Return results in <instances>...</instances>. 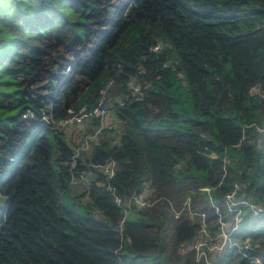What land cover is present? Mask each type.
Listing matches in <instances>:
<instances>
[{
    "label": "trees",
    "instance_id": "16d2710c",
    "mask_svg": "<svg viewBox=\"0 0 264 264\" xmlns=\"http://www.w3.org/2000/svg\"><path fill=\"white\" fill-rule=\"evenodd\" d=\"M129 79L142 95L111 108L114 145L102 130L75 157L39 121L90 109L109 81L124 98ZM263 129L264 0H0V264H195L201 219L234 227L264 264ZM109 160L108 183L94 172L84 201L68 194ZM235 183L256 214L229 211ZM140 193L153 204L125 215L115 203ZM222 253L213 264H255Z\"/></svg>",
    "mask_w": 264,
    "mask_h": 264
},
{
    "label": "built area",
    "instance_id": "2783aa9c",
    "mask_svg": "<svg viewBox=\"0 0 264 264\" xmlns=\"http://www.w3.org/2000/svg\"><path fill=\"white\" fill-rule=\"evenodd\" d=\"M121 3L126 2L127 0H118ZM160 44H157L151 47L150 51H158ZM69 66L64 69V74L69 71ZM112 82L109 81L104 88L99 91V98L95 104L87 109L82 107L78 110L77 113H71V115L63 120L53 122L44 112H42L40 117L41 124L49 127L50 129L61 130L67 127H75L78 130H82L83 134L85 133V124L90 119H98V127L92 131L93 135L99 136L102 130H106L112 133L110 139L111 144H116L119 140V135H116L118 132V126L115 121L105 122V118L108 113L111 111L113 105L122 106L127 97H130L135 100L141 98L142 92L140 87L135 83L134 79H129L127 82V95L124 98H116L111 100L108 96V89L110 88ZM255 94V93H254ZM28 116H33V113L29 111ZM264 133V129L262 130ZM258 145L262 144V141L259 140ZM84 148H87L85 146ZM76 157V153H75ZM115 170V161L109 160L104 164L99 165H86L85 169L76 176H72L69 180V185L74 186L80 182L89 181L90 178H93L94 172H100L104 176V180L108 183V180L112 177ZM111 190L110 187H108ZM242 189V186L235 183L233 184L232 191L225 195L224 201L230 212L237 210L238 206L247 204L254 212L257 213L255 208L244 201H235V195ZM154 201L149 202L145 199L142 193L133 194L126 202H121L119 198L115 197V203L123 210L125 215H128L132 208L142 209L144 207L151 206ZM187 203V202H186ZM179 212H174V217H177ZM235 224L240 220L238 213L234 217ZM234 230V227L228 228L227 224L219 221L217 231L214 233H209L206 229L204 220L201 219V224L198 230V237L191 242L186 247L189 248L190 252L193 255L195 264H213L210 255L212 253L220 254L226 250L236 248L243 258H248L249 263L260 264V261L255 257H250L246 252L250 245L248 240H246L242 245H239L231 239V234ZM185 249V247H182Z\"/></svg>",
    "mask_w": 264,
    "mask_h": 264
},
{
    "label": "rangeland",
    "instance_id": "374dc122",
    "mask_svg": "<svg viewBox=\"0 0 264 264\" xmlns=\"http://www.w3.org/2000/svg\"><path fill=\"white\" fill-rule=\"evenodd\" d=\"M114 119H115L114 111H113V109H111V111L108 113L107 117L105 118V122L106 123L113 122ZM88 124L92 125L91 123H88ZM88 124L86 123V125H85V133L84 134H83L82 130H78L77 128L72 127V126L61 129L62 132L64 133V136L66 138L68 145L72 148L74 153H76V156H80V154H86L85 152L90 151V149L94 145H96L100 142H105L110 137V134H106V133H102V132L100 133L99 136L93 135L91 132L92 129H91V127H88ZM86 126H87V128H86ZM85 146H87V148H84ZM90 180H91V178L89 179V181ZM78 186H73V187L69 186L68 194L74 198L79 197L80 200L82 199V201H84L83 195H84L85 187L84 186L78 187ZM63 202L66 204V206L70 205L69 201H65L63 199ZM1 207H2V205H1ZM189 253H191L190 250H189ZM219 256H223V253H220V255H217V257H219Z\"/></svg>",
    "mask_w": 264,
    "mask_h": 264
},
{
    "label": "crops",
    "instance_id": "0c3cea01",
    "mask_svg": "<svg viewBox=\"0 0 264 264\" xmlns=\"http://www.w3.org/2000/svg\"><path fill=\"white\" fill-rule=\"evenodd\" d=\"M250 92L252 93V94H254V93H258V87L256 86V87H254V88H252L251 90H250ZM84 186L85 187V189H84V195L86 194V191H87V187H88V185H87V181H85V182H80V183H78L77 185H74V186ZM78 186V187H79ZM71 187H73V186H71Z\"/></svg>",
    "mask_w": 264,
    "mask_h": 264
},
{
    "label": "bare ground",
    "instance_id": "6f19581e",
    "mask_svg": "<svg viewBox=\"0 0 264 264\" xmlns=\"http://www.w3.org/2000/svg\"><path fill=\"white\" fill-rule=\"evenodd\" d=\"M66 75V74H65Z\"/></svg>",
    "mask_w": 264,
    "mask_h": 264
}]
</instances>
